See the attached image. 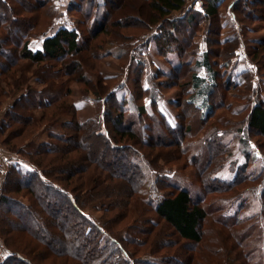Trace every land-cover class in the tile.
I'll use <instances>...</instances> for the list:
<instances>
[{
	"label": "rangeland",
	"instance_id": "rangeland-1",
	"mask_svg": "<svg viewBox=\"0 0 264 264\" xmlns=\"http://www.w3.org/2000/svg\"><path fill=\"white\" fill-rule=\"evenodd\" d=\"M18 1L20 0H9V6L16 9L12 10V12L7 8L0 7V65L8 69L4 73L5 75L1 77L4 82L0 89L2 90L1 94H3L0 95V125L7 118L6 114L9 108L27 91H43L47 89L45 94L50 96L54 103L51 108L44 110L33 107L32 102V104L21 102L23 104H20L16 109L18 114H16L15 118L17 119L13 118L12 120L10 118L9 120L12 121L13 125L3 132L0 131V187L8 179V174L12 167L19 166L25 170L32 169L29 163L13 151L26 153L29 149L38 150L43 145L50 147L51 144L54 148L64 147L65 143L55 141L51 136L63 135L66 139L70 137L74 132L65 127L73 121H92L93 124H89V126L94 129V134L100 133L102 127L98 122L102 121L101 117L105 108L104 103L98 101L95 91H100V86L107 89V86L99 81L111 78L110 82H108L111 85L109 89L117 90V94L121 99L128 98L127 86L129 85L131 88L137 85L134 79L136 74L133 71L136 63L139 62V64H143L141 65L143 75L140 77L139 85L145 88H153L158 101L157 106L171 125H175L178 122L181 123L182 128L191 124L193 125L192 131L178 130L176 133H171V131L164 128L159 114H156V116L152 114L150 117H141L139 119L142 122L141 125L131 126L132 130L142 131L143 126L149 125L148 134L145 133V135L152 138L149 140V144H145L146 146H139L128 141L120 144L116 142L115 146H124V148L111 152L106 150V145L101 139H93L91 141L94 143V148L90 146V139L84 142L76 141V150L71 153V156L80 154L85 156V159H90L81 164L78 174L81 175L87 169L90 171L93 169L97 170L98 168L95 165L98 162L96 161L97 159L101 160L103 155H105L103 162L106 160L112 161L114 164L112 168L114 169V166L116 167L119 161L122 163H126V160L129 161L130 159L135 161L141 159L142 161L143 157L141 155L144 153L146 157H149V162L151 161L150 163L153 167H148L146 170L149 180H167L168 182L174 181L181 184L192 193L195 200L206 198L205 205L210 204L213 199H220V197L236 198L242 191L256 188L258 182H245L243 185L221 196L217 194L207 195L214 186L218 187L217 184L210 180V174L221 170L220 168L224 164L222 160L225 159V156L222 155V160L216 165L218 169L215 168L216 166L213 167L216 171L206 173L203 169H198L202 156L200 155L199 159L197 158L198 160L194 163L191 159L192 153L190 151H181L178 143H180L181 135L183 136L184 134L185 138H182L183 145L198 144L200 145L198 150L209 151L213 154L214 144L217 141H225L226 139L218 138L219 140L209 141L211 129L217 127V132L225 131L227 133L226 136L229 137L230 133L245 125L253 105L264 101V53L261 52V47L264 45L261 44L264 42V0L245 1L246 9H244V15L238 13L242 23L234 22L231 16L227 14L229 13L228 7L223 6L219 8L221 14V19L217 22L218 27L220 25L219 28L214 24L211 29L209 28L211 31L209 32V25L205 22V24L202 23L200 25L198 32H194L195 37L193 40L200 46L202 52L207 48L206 37H208V33H210L209 37L213 39L214 54L216 52L218 54L224 52L223 49L227 45L223 44V40L231 39L228 45L235 43L237 45L234 72L237 74L241 70H249L251 73V82L248 85L242 82L239 86H233L228 81L227 84L225 83L226 81H222V87L215 92L220 106L214 115L206 121H202L201 114L186 103L189 97L187 95L189 86L186 83L191 74L188 71L186 72V70H190L196 61L195 59L192 60L193 54L187 46V50L184 53L185 57L182 60V63H186V65L177 71L176 74L179 76L167 77L161 74L162 77H157L160 67L162 66V69L171 68V63H167L165 56H157L147 50L149 47L147 38L154 36L157 33V27L164 22H161L151 30L144 29L146 26L139 18L146 15L148 0H114L116 2L112 5H109L110 3L108 4L107 1L106 8H109V15L106 20L101 22H94V18L97 16V9L99 8L98 0H84L83 7L79 8L76 13L71 12V5L74 1L78 4L82 0H50V3H47L48 1L43 2L44 7L39 8L40 10L35 12L33 9L36 4L33 2L29 3V5H24L26 6V9H24L18 6V3H16ZM24 1L27 0H21V2ZM194 3L195 0H189L187 7ZM195 9L199 10L200 8L196 6ZM104 11V8H102L101 12ZM179 14L175 13L173 15L177 16ZM14 18L17 19V22L13 21ZM28 22L30 24L34 23L35 27L29 28ZM163 24L164 29L170 30L173 28L170 24ZM62 26H78L83 33V37L87 39L86 43L83 42L82 50L78 55H70L64 58L66 60L64 64L69 65L68 67L63 66L61 61L47 60L36 64L21 58L19 54L20 46L14 40L16 37V39L21 38L20 27L26 32L27 36H32L30 42L32 47L36 48L42 44L44 38L54 35ZM175 32L177 36L175 38L177 39L170 43L169 53L177 51L179 44L185 43L189 37L186 30L180 27ZM233 37H237V40L231 43L234 40ZM218 41H220L219 45L216 44ZM257 52H259V55L258 60L256 59L255 61L257 66H255L250 62V57L248 56L250 53ZM223 56L225 59V53H223ZM213 61L219 63L217 68L225 80V72L221 67L224 60L214 58ZM129 77L130 80L134 79V81L131 80L128 83ZM58 90H60V93L56 96L55 93ZM150 101V99L144 100L147 105L150 104ZM174 102H179L177 107ZM136 103L141 105L143 100L141 101L140 99ZM73 104L76 105V108L71 109ZM131 104L133 105L127 106V109L124 110L125 114L134 113V103ZM112 113L113 117H115L119 112L112 110ZM126 124L128 125V123ZM85 133L83 132L82 135H85ZM251 139L252 141L249 142L250 146L248 148L258 162L252 163L246 172L247 174L242 172V169L240 170L236 166L237 163L243 161L242 150L236 141L231 147L234 152V160H236L232 163H235L236 168L234 166L232 171L226 170L225 172L217 173L219 178L227 181V179L230 180L235 175L245 176L252 169L264 166V139L255 136H252ZM205 141L209 142V144L206 145ZM244 141L246 142V140ZM5 142H8V145ZM71 146L74 149V145L72 144ZM90 149L93 151L90 152ZM151 152H153V155L156 156L158 154L159 156L152 157V159L150 157ZM198 153L200 154L201 152ZM44 157L46 159L54 158L51 155ZM44 157L38 156L37 159H43ZM214 159L218 161L216 156H214ZM144 167L146 168L147 166L144 165ZM99 170L102 174L108 176L109 173L105 166L100 167ZM124 171L120 167V172L124 173ZM131 172H134V169L128 173L130 174ZM51 175H54L53 172H51ZM117 181L121 180L117 179ZM62 183L66 190H71L68 187V182L63 181ZM166 183L161 185L160 191H157L159 195L168 194L172 191V188ZM37 185L40 187V192L44 191L45 194L47 193L45 192L47 188H44L40 183ZM111 189L113 190V185L106 191L103 190L94 195H84L85 200L82 206H87V216L97 225L102 226L104 220L114 215V213L107 214L105 212V205L114 201V194L116 195V191L114 192ZM117 191L120 195L125 194L127 186L123 185ZM151 191L153 193L152 198L148 196ZM157 192L146 189L139 197L132 200L133 212L130 223L133 225L137 224L136 229L145 228L147 230V234L141 238L147 241L146 247L141 248L134 244L130 245L131 248L129 247L136 260L149 259V261L155 262V260L148 258L154 257L159 262L161 260L160 264H177L176 262L179 261H183V264H221L219 262L220 257H230L233 260L243 249L251 251L246 246L252 245L254 238L242 241V243L236 239L239 235L237 233L243 231L244 225H240L237 228L229 227L230 224L228 222L225 224L226 222L220 220L221 214L216 211L213 212V210L209 211V217L204 224L201 244L193 245L178 239L174 231L148 205L147 199L156 197L154 199L156 201ZM50 194L52 197L51 201L62 210L60 215H69V219L72 221L71 226L78 225V227H83V225L87 224L78 214L66 211L67 205L63 195L57 194L54 190H51ZM11 195L15 202L17 199L24 203L28 201L26 198H20L19 195ZM121 202L123 207L127 204L126 199L121 200ZM80 203L81 200L79 199ZM103 204L105 205L103 206ZM5 212L4 207L1 208L0 213ZM128 222L123 223L121 226L116 224L109 225V229L113 225V232L111 233L114 239H122L131 233H138V231H129V228L125 226ZM252 223L255 222H248L247 225ZM231 233H236L235 237H232L233 234L231 235ZM0 249L3 259L6 260L10 254L5 249L4 239L1 235ZM255 255L260 256L257 257V260L263 257L261 250Z\"/></svg>",
	"mask_w": 264,
	"mask_h": 264
},
{
	"label": "trees",
	"instance_id": "trees-1",
	"mask_svg": "<svg viewBox=\"0 0 264 264\" xmlns=\"http://www.w3.org/2000/svg\"><path fill=\"white\" fill-rule=\"evenodd\" d=\"M48 1V2H47ZM98 11L97 16L94 18V22L104 21L109 15V8H106L107 1L109 5L114 4V0H98ZM189 0H148L147 13L144 16H140L145 28L147 30L153 29L161 22L170 24L173 28L170 30L163 26L162 23L157 27V33L154 36L147 38L149 47L147 50L156 54L157 56H165L167 63H171V68L162 69V66L157 73V77H178L177 71L181 67H184L186 63H182L185 57L186 46L191 50L193 59L196 60L190 70V76L188 82L189 86L187 95H189L186 103L194 108L196 112L201 114V120L206 121L210 118L216 110L219 108V102L217 101V95L215 92L217 89L222 87V81H227L233 86H239L242 82L249 84L251 82V73L249 70L235 71L234 58L237 56V45H228L231 39L223 40V44L227 45L223 51L218 54H214L213 39L206 37L207 48L205 51H201L200 46L194 42V32L200 30V25L205 22L211 29L214 24L218 27V20L221 19L220 9L223 6H227L229 9L228 15L231 16L232 20L236 23H242L238 16L239 14L244 15V9H246L247 0H195L193 5L187 7ZM33 2L36 7L33 11L40 10L39 8L44 7L43 2L50 3V0H27L24 2L18 1V6L26 9L29 3ZM84 0L77 4L71 5V12L76 13L79 8L83 7ZM9 0H0V7L7 8L10 12L16 10L11 8ZM199 6V10L195 9ZM30 7V6H29ZM104 8V12H101ZM106 8V9H105ZM32 9V8H31ZM32 11V12H33ZM4 13V12H3ZM180 13L177 16L173 14ZM5 14V13H4ZM1 16V15H0ZM75 16V15H74ZM73 16V17H74ZM72 17V18H73ZM139 17V16H138ZM137 17V18H138ZM14 22L17 19L14 18ZM13 22V23H14ZM29 28H34V23L28 22ZM222 24V23H221ZM119 25V24H118ZM180 27L186 30L189 35L188 40L185 43H181L178 46V50L173 53H169L170 43L174 42L176 36V30ZM185 28V29H184ZM142 30V28H140ZM7 31V29H6ZM19 32L21 38L14 39L17 45L20 46V56L31 63L40 64L47 60L50 61H61L63 66H69L64 62L65 57L70 55H78L81 52V46L83 42L86 43L87 39L83 37L82 31L78 26L61 27L54 35L48 36L43 39L42 44L36 48L32 47L30 38L26 32L20 27ZM209 32H211L209 30ZM217 34V33H215ZM219 35V33H218ZM207 36V35H206ZM236 38V39H235ZM233 43L237 40V37H233ZM261 43V42H260ZM220 44V41L216 43ZM261 44H264L262 42ZM261 52L264 53V45L261 47ZM223 53L226 58L224 59ZM259 52L250 53V62L255 66L256 59L258 60ZM214 58L223 59L221 65L224 70L225 80L223 75L217 68L218 62L213 61ZM191 60V59H190ZM142 63H136L134 68L136 78L134 87H128L129 97L121 99L117 90L109 89L111 85V78L101 79L99 82L104 83L106 87L100 86V91H95V95L98 97V101L104 103V113L102 115V121H97L101 128V132L94 134V129L89 126L93 124L92 121L70 122L65 128L74 132L70 137L66 139L65 136L53 135V140L65 143L64 147H40L38 150H28L26 153L22 151H13L19 157L24 159L32 167L31 170H25L19 166H14L10 169L8 179L0 187V210L4 207L5 213H0V235L4 239V246L10 256L4 260L0 249V264H160L158 259L151 258L154 261L148 260H136L133 253H131V244L138 245V247L144 248L147 246V241H144L142 236L146 235L144 229H136L137 224H132V200L139 197L144 190L151 189L153 191H160L161 185L166 183L172 191L168 194L158 195L156 201L154 199H147L148 205L154 209V212L158 217L169 226L178 239L191 243L193 245L201 244L203 236V227L206 220L209 217L211 210L221 214L220 220L230 224L229 227H239L244 225L243 231H240L236 239L242 243L248 239L254 238L252 245L246 246L251 251L243 249L237 257H220L219 262L221 264H264V166L260 168L252 169L248 175H242L233 177L232 179L225 181L218 177L217 173L225 172L226 170L232 171L234 168V152L231 150L233 144L237 141L239 147L242 150L243 161L236 164L242 172L246 173L252 163H257L256 157L249 150V142L252 141L251 137H261L264 139V101L255 103L246 119L245 125L238 128L236 131L230 133V136H226L225 131H218L217 127L211 129L208 140L214 141L219 140L218 138H225V141H217L214 144L213 154L209 151H200V145L190 144L183 145L182 138H185L184 134L181 135V140L178 143L179 148L183 152L190 151L191 159L195 163L202 156V161L198 164V169H203L206 173H212L218 169L216 166L222 159V155L225 156L223 166L220 171H216L210 174V180L217 184L218 187L212 188L207 195L217 194L222 195L224 193L232 191L245 182H258L255 189H247L241 192L236 198H224L213 199L208 205H205L206 198H199L195 200L192 193L183 185L178 184L174 181L167 180H149L146 172L147 168H153L149 157L142 153L143 160H126V163L119 161V164L114 166L112 161H104L105 155L102 159H97L98 162L97 170H84L80 175L78 170L81 164L90 159H85L83 155L71 156V153L76 150V141L101 139L106 145L107 151H116L117 149H123L124 146H115V143H123L128 141L137 145L146 146L149 144V140L152 137H147L149 125L143 126L142 131L132 130V127L141 125L139 121L141 117H150V115L161 117L163 126L166 130L171 133H176L178 130L185 132L192 131L193 125L188 124L181 128V123L171 125L166 117L160 112L157 106V97L154 94L153 88H145L139 85L140 77L143 75L141 72ZM138 68V69H137ZM258 69V68H257ZM64 70V69H63ZM8 71L7 67L0 65V89L4 80L1 77ZM162 74V76H161ZM12 77V76H11ZM134 79H131L134 81ZM130 77L128 83L131 82ZM225 87V86H224ZM58 89V88H55ZM107 91H106V90ZM43 91H27L25 94L20 96L16 102L9 108L2 125H0V131H5L13 124L9 121L10 118L16 117V109L24 103H33V107L39 109H49L52 107L54 101L51 97L45 94ZM2 90H0V95ZM58 90L55 95H59ZM107 94V95H105ZM105 95V96H103ZM130 99V100H129ZM143 100L140 105L136 101ZM145 99H150V104L144 102ZM129 100V101H128ZM134 101V102H131ZM36 102V103H35ZM31 103V104H32ZM134 103V113L125 114L124 110L127 106H132ZM37 104V105H35ZM179 102H174L177 107ZM25 105V104H24ZM76 108L73 104L71 109ZM157 109V111H156ZM112 110L119 112L113 117ZM55 114V113H54ZM53 114V115H54ZM44 116V113H43ZM17 119V118H15ZM150 119V118H146ZM14 122V121H13ZM128 123V125L126 124ZM109 124V125H108ZM146 124V123H145ZM127 125V126H125ZM132 126V127H131ZM217 126V125H216ZM151 129V128H150ZM179 131V132H180ZM86 132L85 135H82ZM88 133V135H87ZM243 140H246V142ZM206 145L209 142L205 141ZM242 142V143H241ZM8 145V142H5ZM74 145V149L71 145ZM146 144V145H145ZM90 146L94 143L91 142ZM182 146V147H181ZM45 147V148H44ZM150 147V146H149ZM153 148V147H152ZM44 150V151H42ZM93 151L90 149V152ZM198 152H201L200 154ZM245 152V153H244ZM54 156L52 159H46L44 156ZM38 156H43V159H37ZM156 156H159L158 154ZM151 152L150 157H156ZM216 156L217 160L214 159ZM152 158V159H153ZM198 158V159H197ZM223 158V157H222ZM96 159V158H95ZM148 159V160H147ZM102 162H100V161ZM117 160V159H116ZM115 160V161H116ZM147 166L146 168L144 165ZM105 166L108 170V176L100 172V167ZM214 166H216L214 170ZM235 166V168H236ZM112 169H111V168ZM120 167L125 171L120 172ZM130 174L129 171H133ZM235 170V169H234ZM128 171V172H127ZM53 172V176L51 175ZM247 174V173H246ZM77 176H80L77 178ZM1 177V173H0ZM17 179V180H15ZM117 179L121 181H117ZM68 182L71 190H66L63 187L62 182ZM166 181V182H165ZM40 183L44 188V191L39 190ZM127 184V185H125ZM116 191L114 201L105 205V212L107 214L114 213L107 220L103 221V225H97L93 222L86 214L87 206H82L85 200L84 195H94L100 191H106V189L112 187ZM127 186V192L121 194L117 189L122 186ZM49 188V189H48ZM45 190V189H44ZM51 190H54L57 194L60 193L65 198L67 205L66 211L69 213L78 214L80 218L84 220L86 225L78 227V225H72V221L69 219V215L62 216L61 208L51 201ZM146 192V191H145ZM148 193V192H147ZM11 194L19 195L20 198H26L27 203L21 200H16ZM50 195V196H49ZM148 196L152 198L153 193H148ZM94 197V196H92ZM97 197V196H96ZM113 197V195H112ZM111 197V198H112ZM79 199L81 203L79 204ZM126 199L127 204H121V200ZM153 200V201H152ZM59 205V203H57ZM60 206V205H59ZM37 214V215H36ZM129 221L125 226L129 228V231H138L137 234H130L126 238L114 239L112 237V227L109 229L110 224H116L121 226L123 223ZM255 222L251 225H247L248 222ZM246 225V226H245ZM115 229V227H114ZM233 234L232 237H235ZM151 235V233H150ZM240 239V240H239ZM243 239V240H242ZM130 247V248H129ZM263 257L257 260L259 255H255L260 252ZM235 252V251H234ZM236 253V252H235ZM230 255V254H229ZM190 260V259H189ZM192 262V260H191ZM212 262V261H211ZM177 264H183L182 262H176ZM213 263V262H212Z\"/></svg>",
	"mask_w": 264,
	"mask_h": 264
}]
</instances>
